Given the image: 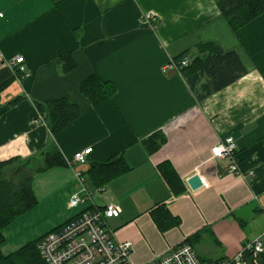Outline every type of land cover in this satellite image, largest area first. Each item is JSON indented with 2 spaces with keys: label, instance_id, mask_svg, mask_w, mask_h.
<instances>
[{
  "label": "crops",
  "instance_id": "0c3cea01",
  "mask_svg": "<svg viewBox=\"0 0 264 264\" xmlns=\"http://www.w3.org/2000/svg\"><path fill=\"white\" fill-rule=\"evenodd\" d=\"M0 10V162L58 153L65 164L42 174L47 192L69 205L79 191L67 163L76 151L93 148L78 167L84 171L121 155L129 170L104 185V195L73 208L71 218L116 201L121 214L108 225L133 243L136 264L184 243L210 262L264 240V13L234 30L215 0H0ZM204 42L236 51L247 72L201 102L168 64ZM17 56L25 75L11 66ZM67 56L75 67L65 68ZM94 74L117 87L95 106L80 90ZM60 98L82 113L53 135L37 103ZM229 136L234 159L216 157L215 146ZM169 168L184 191L173 192L163 172ZM194 175L203 183L197 189L188 183ZM161 206L176 225L159 226Z\"/></svg>",
  "mask_w": 264,
  "mask_h": 264
},
{
  "label": "trees",
  "instance_id": "16d2710c",
  "mask_svg": "<svg viewBox=\"0 0 264 264\" xmlns=\"http://www.w3.org/2000/svg\"><path fill=\"white\" fill-rule=\"evenodd\" d=\"M215 2L221 14L234 30H238L264 13V0H215ZM70 58V56L65 57L64 65L66 69L75 67L73 64L70 65ZM185 58L188 60V64L187 66H182L181 61ZM174 61L178 64L189 85L196 89L194 92L201 102L237 81L247 72L243 61L236 51H224L218 44L213 42L200 43L193 54H191V51L183 52L175 57ZM80 90L90 103L95 106L112 98L117 92V87L114 83L104 81L94 74L82 81ZM19 99L21 98L16 99L14 102ZM37 107L48 118L49 127L53 135L65 129L82 113L79 104L66 98L53 99L45 103L38 102ZM158 137L162 140L161 135ZM159 145L160 143H156L153 149ZM15 162H18L17 165L27 163L23 169H31L34 166H38L36 173L39 174L53 166L65 164V161L58 153H48L44 156L31 157L27 160L13 158L0 162V264H47L38 249V243L44 236L8 254L2 251V245L5 242L4 228L17 216L38 204L32 174H21V171L20 181L4 176L6 167ZM128 170V166L122 156L116 155L107 162L93 164L84 174L94 187H103L113 178ZM163 172L165 178L173 187L174 193H180L185 190L183 182L175 170L169 168L163 170ZM154 219L161 228L166 229L178 223L176 218L172 217L163 206L155 212ZM245 254L246 256L252 255L247 252ZM224 259L227 258H220L216 261L219 262ZM258 259L264 262V251L258 255ZM229 264L235 263L231 262Z\"/></svg>",
  "mask_w": 264,
  "mask_h": 264
},
{
  "label": "built area",
  "instance_id": "2783aa9c",
  "mask_svg": "<svg viewBox=\"0 0 264 264\" xmlns=\"http://www.w3.org/2000/svg\"><path fill=\"white\" fill-rule=\"evenodd\" d=\"M4 16L0 10V18ZM24 57L17 56L11 63L12 68L19 69L25 75ZM188 60L181 61L182 66H187ZM3 63L0 64V67ZM168 66L179 69L178 64L171 60ZM180 70V69H179ZM237 145L232 136L220 141L214 148V155L228 156L234 159ZM93 148L88 147L74 153L68 164L73 167L79 191L69 201V207L75 208L92 199L94 194L104 195L105 187L91 189L87 184L85 171L78 168L89 161ZM237 169L231 166V171ZM121 207L116 201H109L105 206L92 204L81 213L66 221L56 229L46 234L38 243V249L47 264H136L132 260L133 243L120 240L115 231L108 225V219L118 217ZM264 251L262 236L247 243L235 256L224 260L202 261L196 254L193 246L184 243L169 251L163 256H158L146 264H264L258 255ZM252 255L246 256L245 253ZM218 260V259H217Z\"/></svg>",
  "mask_w": 264,
  "mask_h": 264
},
{
  "label": "rangeland",
  "instance_id": "374dc122",
  "mask_svg": "<svg viewBox=\"0 0 264 264\" xmlns=\"http://www.w3.org/2000/svg\"><path fill=\"white\" fill-rule=\"evenodd\" d=\"M17 163L15 162L8 165L4 170V176H9L15 178L16 181H20L21 171V174H32L34 189L38 197V204L17 216L4 228L3 234L5 242L2 245V251H5V253L18 250L27 243L37 241L43 234L48 232L59 222L61 218H63L62 222H64L71 218L78 210L64 203L62 195L58 198L57 192L55 197L47 192L45 183L47 176L43 175L45 171L42 172L43 174H37L38 166L32 167V171L30 168L17 171ZM62 213L64 215H62ZM14 244H16V247H13Z\"/></svg>",
  "mask_w": 264,
  "mask_h": 264
},
{
  "label": "water",
  "instance_id": "95a60500",
  "mask_svg": "<svg viewBox=\"0 0 264 264\" xmlns=\"http://www.w3.org/2000/svg\"><path fill=\"white\" fill-rule=\"evenodd\" d=\"M26 165H27V163H25L23 165L22 164L18 165L16 170L19 171V170L23 169ZM188 183L191 186V188H193V189H197L198 187H200L203 184L202 179L199 175H194L193 177H191L189 179Z\"/></svg>",
  "mask_w": 264,
  "mask_h": 264
},
{
  "label": "bare ground",
  "instance_id": "6f19581e",
  "mask_svg": "<svg viewBox=\"0 0 264 264\" xmlns=\"http://www.w3.org/2000/svg\"><path fill=\"white\" fill-rule=\"evenodd\" d=\"M68 163V162H67ZM74 176H75V174H74Z\"/></svg>",
  "mask_w": 264,
  "mask_h": 264
}]
</instances>
